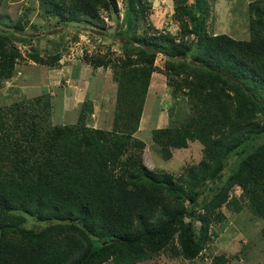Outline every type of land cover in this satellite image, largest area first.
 Masks as SVG:
<instances>
[{
  "label": "trees",
  "instance_id": "obj_1",
  "mask_svg": "<svg viewBox=\"0 0 264 264\" xmlns=\"http://www.w3.org/2000/svg\"><path fill=\"white\" fill-rule=\"evenodd\" d=\"M41 1L62 22L118 11L117 0ZM141 1L127 10L125 56L87 59L96 68L114 67L113 129L88 125L92 100L83 102L76 123L53 126L43 123L48 112L0 105V264H136L168 252L194 260L211 240L214 220L225 218L221 208L242 210L232 195L236 186L264 220V0L248 5L249 39L209 33V0H174L178 35L136 33L133 23L140 28L147 7ZM21 23L0 35V80L15 75ZM158 53L168 58L175 94L193 99V114L182 125L153 129L152 138L166 159L190 140L204 146L201 161L178 176L147 166L146 143L136 136ZM31 56L43 65L61 60L60 53ZM229 260L221 254L214 263Z\"/></svg>",
  "mask_w": 264,
  "mask_h": 264
},
{
  "label": "rangeland",
  "instance_id": "obj_2",
  "mask_svg": "<svg viewBox=\"0 0 264 264\" xmlns=\"http://www.w3.org/2000/svg\"><path fill=\"white\" fill-rule=\"evenodd\" d=\"M143 1L147 6L144 9L145 18L138 29L133 23L134 32H143L148 28L150 33H157L155 29H158L179 34L181 26L174 17V0ZM251 1L209 0L212 7L206 20L207 31L249 39L248 5ZM131 2L117 0L118 11L109 13L101 9L99 19L91 21L83 18L76 23L62 22L54 14L46 13L41 0H0V35L9 34L10 28L20 21L25 27L23 30L16 29L20 39H24L15 41L21 56L16 62L15 75L8 80H0V105L8 109L13 104H19V107L32 113L48 112L43 123L53 126L76 123L83 102L92 100L94 110L89 114L88 125L113 129L118 119L114 67L96 68L87 59L101 54L113 59L125 56L124 47L129 44L130 33V23L125 18ZM36 51L45 58L60 53V63L51 66L35 62L31 55ZM167 59L163 53H158L156 57V71L152 75L136 136L146 143L144 161L147 166L178 176L201 161L204 146L197 140H190L187 147L172 148V157L166 159L152 138L153 129L182 125L193 114V99L183 91L175 94L174 86L169 84L165 71ZM47 95H51L50 108H44ZM39 97H42L41 103L36 102ZM235 164L233 156L227 172ZM206 195L211 194H204L201 203L207 201ZM232 195L238 197L242 210L239 212L234 206L221 208L225 218L214 220L209 233L212 239L196 259L176 258L168 252L136 264H215V257L221 254L230 258L225 264H264V220L250 210L240 187L236 186ZM195 227H200L199 221H195Z\"/></svg>",
  "mask_w": 264,
  "mask_h": 264
},
{
  "label": "clouds",
  "instance_id": "obj_3",
  "mask_svg": "<svg viewBox=\"0 0 264 264\" xmlns=\"http://www.w3.org/2000/svg\"><path fill=\"white\" fill-rule=\"evenodd\" d=\"M211 239H212V237H211ZM210 242V241H209Z\"/></svg>",
  "mask_w": 264,
  "mask_h": 264
}]
</instances>
